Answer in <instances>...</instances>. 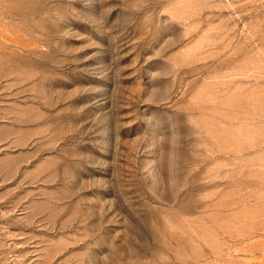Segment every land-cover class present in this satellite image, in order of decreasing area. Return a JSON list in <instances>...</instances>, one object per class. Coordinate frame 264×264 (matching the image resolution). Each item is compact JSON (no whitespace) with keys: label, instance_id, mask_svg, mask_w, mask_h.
Returning a JSON list of instances; mask_svg holds the SVG:
<instances>
[{"label":"rangeland","instance_id":"rangeland-1","mask_svg":"<svg viewBox=\"0 0 264 264\" xmlns=\"http://www.w3.org/2000/svg\"><path fill=\"white\" fill-rule=\"evenodd\" d=\"M0 264H264V0H0Z\"/></svg>","mask_w":264,"mask_h":264}]
</instances>
